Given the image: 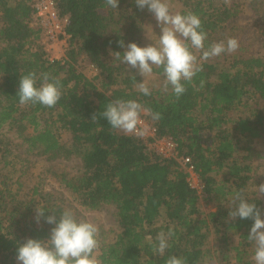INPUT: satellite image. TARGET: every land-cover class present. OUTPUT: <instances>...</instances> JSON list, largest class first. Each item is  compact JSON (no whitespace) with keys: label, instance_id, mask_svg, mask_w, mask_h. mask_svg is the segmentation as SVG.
I'll list each match as a JSON object with an SVG mask.
<instances>
[{"label":"trees","instance_id":"trees-1","mask_svg":"<svg viewBox=\"0 0 264 264\" xmlns=\"http://www.w3.org/2000/svg\"><path fill=\"white\" fill-rule=\"evenodd\" d=\"M178 2L180 14L191 12L201 19L206 48L241 12L235 1ZM54 4L58 15L68 18L71 37L63 63L47 62L41 29L33 25V0H0V264H18L17 249L28 239L50 237L55 225L43 217L37 224L36 209H43L44 217L53 213L58 218L67 210L54 195L40 194L36 188L30 197H22L23 185L10 177L19 173L20 150L48 159L76 158L79 169L56 175L58 186L86 212L115 210V239L107 242L104 232L99 233L102 264H165L173 255L185 264H218L209 248L214 237L226 244L236 237L238 246L227 252H236V262L245 264L254 221L232 220L228 213L237 190L262 215L264 211L263 201L250 187L254 171L242 153L251 141L264 137V43L256 55L234 58L230 66L201 62L203 70L185 83L179 100L161 90L163 69H153L161 83L144 96L136 87L142 82L137 71L116 60L114 53L123 55L129 43H139L151 14L147 8L140 10L135 0H119L117 9L105 0ZM262 20L264 25V8ZM81 58L97 68L93 78L80 70ZM29 72L37 74L38 85L41 73L60 81L62 97L54 108L19 104V80ZM116 99L135 100L161 114L159 121L143 113L142 117L157 129L159 138L174 139L181 153L193 160L205 187L204 200L214 204L215 211H202L186 175L173 162L108 125L101 114ZM64 132L69 142L61 141ZM169 228L174 236L161 257L152 246L158 233ZM227 258L224 253L225 262Z\"/></svg>","mask_w":264,"mask_h":264},{"label":"clouds","instance_id":"clouds-1","mask_svg":"<svg viewBox=\"0 0 264 264\" xmlns=\"http://www.w3.org/2000/svg\"><path fill=\"white\" fill-rule=\"evenodd\" d=\"M224 2L227 4L229 0ZM118 3L119 0H105V4L112 9H117ZM135 3L140 10L147 8L153 14L160 28L158 43L146 47L129 43L123 55L116 52L114 56L143 77V81L137 83L136 87L144 96L151 95L146 81L153 76L154 68L163 69L161 90L164 93L171 91L179 100L186 92L185 83L190 84L203 70L202 61L233 54L239 49V42L235 38L213 43L206 48L207 33L202 28L201 19L191 12L173 14L166 0H135ZM118 43L124 47L122 40ZM196 53L200 54L199 57ZM39 79L42 82L38 85L35 72L20 77L17 92L19 104H40L54 108L62 97L60 81L49 73H41ZM142 113L149 115L153 121L162 119L159 112H153L135 100L122 99L109 102L101 115L112 129L127 135L142 136ZM96 118L94 114L92 121ZM258 192L264 194V184L258 187ZM230 207V219L238 217L254 221L247 239L254 245V264H264V219L261 218V209L255 203L248 202L242 190L233 193ZM44 213L43 209H36L35 220L39 224L43 217L46 223L55 225L51 228L50 237L46 241L28 239L19 246L16 256L18 264H102L98 256L100 240L96 224L78 220L71 209L64 210L59 218L53 213L44 217ZM173 236V228L159 232L152 246L154 253L163 257ZM165 264H185V260L173 255L166 259Z\"/></svg>","mask_w":264,"mask_h":264},{"label":"rangeland","instance_id":"rangeland-1","mask_svg":"<svg viewBox=\"0 0 264 264\" xmlns=\"http://www.w3.org/2000/svg\"><path fill=\"white\" fill-rule=\"evenodd\" d=\"M230 1H235L240 6V15L234 22L228 25L222 33L215 35L216 38L214 43L227 41L228 38H235L239 42V49L233 54H224L220 57L207 60L213 63L218 62L223 66H230L229 63L234 58H247L251 55H256L259 52V49H261V44L264 43V25L262 20L264 0H229V3ZM166 2L169 4L170 11L173 14L177 12L179 13L180 5L178 0H166ZM34 26L38 28L36 24ZM159 34L160 28L157 26V22L151 13L145 21L143 32L137 46L146 47L150 44L156 45L158 43ZM43 41L45 40L43 39ZM196 54L199 57L200 54ZM87 65L88 63L85 59L81 58L79 62L80 70H82L88 78H93L96 74L92 73L87 68ZM139 77L141 78V81H143V77L140 75ZM146 83L150 90L156 89L159 87L161 79L156 75H153L147 78ZM244 114L245 113L241 114V116H247V114ZM61 141L63 143L69 142V133H62ZM247 145L249 146L245 148L242 153L247 156V162L250 163L254 171L252 174L253 178L250 181V187L252 188L251 190L254 191L263 201L264 206V194L258 192V187L261 184H264V137L251 141ZM20 158L19 164L16 167L19 171L18 175H10V177H13L11 182L19 181V183L23 185V190H20L22 197L26 195V197H30L29 192L34 188H36L40 194H52L59 200L58 202L62 204L64 208L71 209L78 220H85L96 224L99 228V233L100 231L104 232L107 242H111L115 239L116 235L119 233V229L115 210L112 207L105 208L95 213L86 212L78 206L74 199L64 194L63 190L58 186L56 175L67 171L74 173L79 169V162L76 158L48 159V157H42L35 153L25 154L24 152L23 154L21 150ZM200 205L204 213L215 211L214 204L206 202L204 199L200 200ZM262 216V219H264V211ZM147 239L149 241L151 240L150 237H147ZM238 242L239 240L236 237H231L227 244L220 238H211L209 248L214 252L218 264H240L239 262H236V252L232 250L227 252L229 249L228 247L231 249L232 247H237ZM245 250L246 254H243L245 264H254V261L252 260L254 245L251 243V247L248 249L246 248ZM224 253H227L228 255L226 262L223 259Z\"/></svg>","mask_w":264,"mask_h":264},{"label":"built area","instance_id":"built-area-1","mask_svg":"<svg viewBox=\"0 0 264 264\" xmlns=\"http://www.w3.org/2000/svg\"><path fill=\"white\" fill-rule=\"evenodd\" d=\"M34 22L41 29L42 44L47 53V62H61L65 60V52L71 37L67 33L68 18H61L55 8L54 0H33ZM43 39L45 41H43ZM87 68L97 74V68L88 64ZM141 128L144 135L134 136L145 144L147 150L165 160L173 162L186 175L188 187L196 193L200 200L206 197L205 187L196 171L193 160L182 154L178 143L172 138H159L157 129L143 117Z\"/></svg>","mask_w":264,"mask_h":264}]
</instances>
